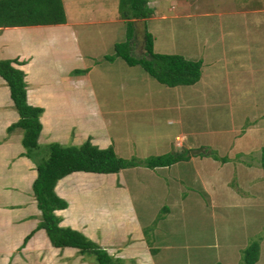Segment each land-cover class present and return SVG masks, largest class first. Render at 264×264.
I'll use <instances>...</instances> for the list:
<instances>
[{"label": "rangeland", "instance_id": "374dc122", "mask_svg": "<svg viewBox=\"0 0 264 264\" xmlns=\"http://www.w3.org/2000/svg\"><path fill=\"white\" fill-rule=\"evenodd\" d=\"M120 1L64 0L70 20L82 23L85 72L73 79L95 93L87 101L95 97L96 128L118 156L184 158L122 171L147 246L127 247L113 234L111 254L125 264H244L257 245L264 264V0H151L154 13L142 21L124 19ZM146 32L155 53L201 61L200 82L169 87L116 57V45L131 39L130 55L148 58ZM16 256L7 264H95L80 253Z\"/></svg>", "mask_w": 264, "mask_h": 264}, {"label": "crops", "instance_id": "0c3cea01", "mask_svg": "<svg viewBox=\"0 0 264 264\" xmlns=\"http://www.w3.org/2000/svg\"><path fill=\"white\" fill-rule=\"evenodd\" d=\"M107 16L106 13L102 17ZM67 18L68 22L63 25L0 28V59H18L22 63L15 66L27 75L28 102L44 110L40 145L80 146L91 139L100 149H107L114 145L96 128L95 97L90 104L87 101L95 93L81 89L77 78L73 79L79 71L85 72L79 68L84 63L77 32L82 23L70 20L68 15ZM98 23L111 21L106 18ZM19 120L11 89L0 75V263L2 260L7 264V259L10 261L16 255L21 261L41 259L47 250L52 255H77L79 249L56 248L44 229L37 230L42 220L33 190L38 178L37 166L25 155L24 131L17 128L9 132ZM122 175V171L118 174L76 172L59 181L56 193L69 204L67 209L56 212L62 218L61 226L82 232L109 252L113 234L115 240L127 239V247L141 245L140 249H146L147 245H142L147 244L145 226ZM108 177H112V182ZM102 195L112 201H98L97 197ZM34 231L22 249L26 238ZM149 256L147 258L154 262L152 255Z\"/></svg>", "mask_w": 264, "mask_h": 264}, {"label": "trees", "instance_id": "16d2710c", "mask_svg": "<svg viewBox=\"0 0 264 264\" xmlns=\"http://www.w3.org/2000/svg\"><path fill=\"white\" fill-rule=\"evenodd\" d=\"M150 4L151 0H121L120 12L126 20L142 21L154 13ZM67 22L63 0H0V28L52 26ZM131 31L134 35V30ZM145 36L148 58L136 59L130 55L131 39L116 45V57L124 59L131 66L141 65L149 75L169 87L192 86L200 82L203 75L201 61L188 60L180 55L157 54L154 51L152 34L146 32ZM108 59L113 60L111 56ZM21 64L18 59H0V75L7 81L20 114L19 122L11 126L9 132L17 128L24 131L25 155L37 166L38 178L33 190L42 212V220L37 230L44 229L54 247L77 248L80 254L94 257L95 264H125L123 259L115 258L107 249L82 232L61 226L62 218L56 212L67 209L69 204L56 193L59 181L76 172L118 174L135 167L165 168L184 157L158 156L146 162L128 160L118 156L113 147L100 149L91 139L80 146H64L60 143L40 145L39 139L43 130L41 116L44 110L29 104L27 75L15 66ZM262 167L264 169V150ZM36 231L26 238L22 249L27 246ZM259 258L257 245L244 252V264H256Z\"/></svg>", "mask_w": 264, "mask_h": 264}, {"label": "water", "instance_id": "95a60500", "mask_svg": "<svg viewBox=\"0 0 264 264\" xmlns=\"http://www.w3.org/2000/svg\"><path fill=\"white\" fill-rule=\"evenodd\" d=\"M193 154H199L198 152H194Z\"/></svg>", "mask_w": 264, "mask_h": 264}]
</instances>
